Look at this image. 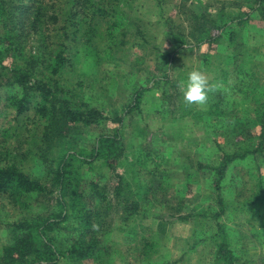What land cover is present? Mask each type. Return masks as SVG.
Wrapping results in <instances>:
<instances>
[{
	"label": "trees",
	"instance_id": "16d2710c",
	"mask_svg": "<svg viewBox=\"0 0 264 264\" xmlns=\"http://www.w3.org/2000/svg\"><path fill=\"white\" fill-rule=\"evenodd\" d=\"M156 2L162 10L165 0ZM116 7L113 0H0L4 29L0 38V89L10 91L2 97L0 107L5 120L0 125V202L21 207L25 213L8 225L9 241L0 248V264H70L82 260L110 264L107 235L118 210L134 214L143 200L174 201L177 205L170 206L173 211L186 207L184 196L176 194L165 182L166 177L153 176L158 168L146 167L149 154L141 153L136 160L143 173L152 176L145 182L133 176L138 180L134 189L125 174L114 172L127 155L125 117L141 109L145 92H158L160 102L171 93L176 81L168 72L147 78L151 80L148 86H135L119 114L85 99L81 83L70 85L67 78H61L62 70L71 63L69 52L76 56L77 52L92 51L99 36L108 49L113 44L114 29L121 24ZM181 9L188 34L186 28L181 33L174 31L165 18V35L177 49L188 43L185 35L197 46L214 42L218 37L211 32L215 18L239 26L247 22L248 12L227 18L225 13L211 16ZM233 33L231 28L229 35ZM33 36L41 41L34 52ZM175 52L165 53L168 60L174 59ZM187 113L215 120L228 115L217 103ZM230 121V130L240 140L221 146L216 158L204 166L211 190L209 202L195 204L194 212L182 216L212 222V264H245L232 247L231 228L222 220L227 211L224 193L230 168H235L236 174L247 173L246 188L254 194V201L264 199V99L254 101L249 116L239 112ZM104 122L114 126L107 124L91 138V129ZM250 159L257 164L255 170L241 168ZM36 165L41 174H33ZM108 168L116 179L110 188L105 181L111 177L105 174ZM141 238V258L137 255L141 262L128 264H149L152 259L153 242L147 236Z\"/></svg>",
	"mask_w": 264,
	"mask_h": 264
},
{
	"label": "rangeland",
	"instance_id": "374dc122",
	"mask_svg": "<svg viewBox=\"0 0 264 264\" xmlns=\"http://www.w3.org/2000/svg\"><path fill=\"white\" fill-rule=\"evenodd\" d=\"M118 1L117 5L113 0L121 22L114 29V46L112 44L108 49L103 44L104 38L99 36L92 51L77 52L76 56L69 52L71 63L62 70L61 78H67L70 85L81 83L85 99L119 114L135 86H148L151 80L147 78L168 72L170 79L176 81L171 93L165 94L160 102L158 92H145L141 109L125 117L127 155L121 164L115 166L114 172L125 174L134 189L138 184L135 177L145 182L152 176L143 173L144 168L140 169L139 159L136 160L141 153L149 154L146 167L149 170L158 168L157 175L154 173L153 176L166 177L168 181L164 178L165 182L171 184L176 194L184 196L186 207L180 206L173 211L171 208L177 205L174 201L155 203L143 200L134 214L118 210L107 235L111 249L110 264L140 263L142 236L153 242L149 264L173 261L174 264H212V243L209 240L212 222L209 223L207 218L182 216L194 212L195 204L209 202L211 190L204 166L216 158L221 146L240 140L230 130V120L239 112L249 116L254 101L264 99V1L165 0L162 10L156 0ZM181 8L211 16L225 13L227 18L248 12L245 16L247 22L239 26L235 22L215 18L216 24L211 32L218 37L214 42L197 46L192 37L185 35L188 43L177 49L172 39L165 35V18L169 19L168 24L174 31L181 33L187 26ZM224 24L227 26L220 28ZM231 28L234 29L232 36L229 35ZM185 30L188 34V28ZM3 32L0 23V38ZM32 42L34 52L41 45L40 37L33 36ZM42 44L45 43L42 41ZM172 50L176 52L171 61L165 53ZM204 53L208 55L202 57ZM193 70L201 71L208 80L207 100L203 106L186 102L180 89L181 83ZM9 92L8 89H0V107L2 97ZM211 103H217L228 115H219L215 120L212 116L187 113L189 110L206 109ZM4 123L0 115V125ZM107 124L114 126L104 122L92 128L89 136H95ZM261 164L264 178V158ZM256 167L251 159L241 166L247 170H255ZM106 171L105 174L111 175L105 177L110 188L116 179L110 168ZM32 172L41 174V168L36 165ZM236 172L235 168H230L225 179L227 211L222 220L231 228L232 247L241 262L264 263V199L254 201V194L250 195L246 188L247 173ZM23 210L8 205L6 201L0 202V248L9 241V223L23 218ZM70 264L93 262L82 260Z\"/></svg>",
	"mask_w": 264,
	"mask_h": 264
},
{
	"label": "clouds",
	"instance_id": "9594fccd",
	"mask_svg": "<svg viewBox=\"0 0 264 264\" xmlns=\"http://www.w3.org/2000/svg\"><path fill=\"white\" fill-rule=\"evenodd\" d=\"M183 99L189 104L203 106L207 100L208 80L206 76L198 70L188 73L187 79L180 85Z\"/></svg>",
	"mask_w": 264,
	"mask_h": 264
}]
</instances>
